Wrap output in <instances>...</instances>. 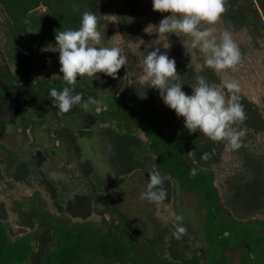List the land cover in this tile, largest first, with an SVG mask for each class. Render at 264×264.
<instances>
[{
    "label": "rangeland",
    "instance_id": "obj_1",
    "mask_svg": "<svg viewBox=\"0 0 264 264\" xmlns=\"http://www.w3.org/2000/svg\"><path fill=\"white\" fill-rule=\"evenodd\" d=\"M22 1L18 4L8 1L7 5L0 3V54H4L15 76L14 80L0 81V220L6 224L11 240L26 236L35 238L34 255L29 264H43V253L54 245L56 238L51 230L41 226V222L44 218L58 219L69 225L86 226L97 236L117 237L129 245L130 250L124 260L110 259L101 252L87 250L84 264H171L175 259L169 252L170 245L171 248L178 245L169 242L174 237L176 217L179 215L184 218L180 226L186 229L180 247L187 256H193L194 250L199 251L204 246L205 209L200 205L199 197L185 192L169 175L164 177L159 174L167 198L161 203L141 200L140 194L147 190L149 173L155 171L138 162L132 172L121 171L119 174L118 167H114L111 161L112 145L107 136L101 134L103 129H107L136 135L139 145L134 142L135 147L141 154L144 152L147 138L137 126L144 116L124 117L122 109L128 98L136 104V110L143 108L133 89L135 84L138 87L139 78L143 75V60L139 59L138 49L151 46L159 48L169 58L172 55L173 43L167 36L159 37L156 32V26L170 13L153 11L152 0H136L156 20L136 45L124 38L114 16L117 8L125 6V0H49L47 6L40 3L33 7L32 0ZM89 10L97 15L102 27L104 40L99 46L118 47L127 63L119 70L117 79L98 73L96 88L89 85L88 79L76 84L74 94H83L82 103L90 97L95 102L90 103L87 109L76 106L68 114L60 115L47 88L39 89L34 81V86H30V82L24 80L21 72L22 69L27 70L26 63L18 45L24 46L25 55H32L39 49L49 54L50 60L47 66L37 70V78L58 77L61 65L59 52L53 51L56 33L50 25L62 11L67 18L75 13L79 16L76 25L71 22L67 28L78 29L81 14ZM261 14L264 18L263 12ZM204 27L208 26L201 25V28ZM215 28L217 37L227 30L222 21ZM229 32L239 47L241 61L234 72L228 70L219 75L214 72L218 79L210 84H216L227 98L228 92L223 83L231 80L239 82L240 103L247 118L233 127L244 130L245 134L241 137L238 150L227 147L226 141L213 142L202 133L199 137L201 145H212L215 149L217 158L211 167L215 171V183L225 208L236 220L264 222V194L259 195L254 188H248L246 176V170L253 163L264 165V36L252 35L248 30ZM184 38L178 48L181 56L176 63L177 74L180 63L193 67L196 72L210 69L205 65L199 49L191 47V38ZM130 57L139 59L134 71L130 67ZM174 82L180 83L178 79ZM188 85L190 88L186 93L191 95V85L195 84ZM115 89L112 99L108 95H112L111 91ZM149 89L158 104L157 93L150 86ZM124 90L128 94L121 97ZM177 123L184 125V118L178 117ZM175 124L167 123L166 130L173 132ZM65 130L69 131L67 136ZM72 137L76 138L74 146L70 144ZM37 151L43 152L46 158L40 168L36 165L39 159ZM10 154L18 160L16 167L9 166ZM191 155L196 166H201L193 148ZM81 159L93 163L99 175V190H94L96 179L89 180L81 175L78 169ZM128 162L134 163L130 159L124 169ZM25 164H30V167ZM18 169L24 171L20 181L12 176ZM83 195L91 197L90 200H82L83 208L76 210L68 207V201ZM36 196L44 200L43 205L40 206L39 201H30ZM241 254L242 250L237 249L227 252L226 256L233 264H238Z\"/></svg>",
    "mask_w": 264,
    "mask_h": 264
},
{
    "label": "trees",
    "instance_id": "obj_2",
    "mask_svg": "<svg viewBox=\"0 0 264 264\" xmlns=\"http://www.w3.org/2000/svg\"><path fill=\"white\" fill-rule=\"evenodd\" d=\"M8 1H13V3L17 4L23 2L22 0H0V3L7 5ZM40 3L47 6L49 5V0L31 1L32 7ZM124 7L117 8L114 16L119 22L124 38L128 42L138 45L142 35L146 33L148 28L155 25L156 20L146 10L145 6L141 7L139 1L125 0ZM262 12L264 14V0H227V11L221 19L222 25L225 29L232 32L248 30L252 35L258 34L264 36L262 35L264 34L262 31L264 30ZM59 13L61 16L57 15V20L54 21L53 19L54 23L50 25L54 33L67 29L71 24L76 25L78 22L79 16L76 13L68 18L64 15V12L59 11ZM166 36L174 45L170 59H175L177 63L181 56L178 48L182 46L185 38L175 34H167ZM16 41H18V37ZM23 47L21 44L18 45L25 58L27 70L24 71L22 69L21 74L25 81L30 82V86H34L33 81L37 82L39 89L44 90L47 88V92H50L52 88L60 91L64 87H70L63 81L62 73L58 77L50 78L43 76V78H37V70L47 66L50 56L43 49L37 50L32 55H25ZM155 49L151 46L139 48V59L144 60L148 52ZM177 52L180 54H176ZM130 59H132L130 67L134 71L137 68L139 59L133 60L134 57H130ZM177 75L180 83H183L182 90L184 92L189 90V83L196 84L197 76H203L209 83L215 82L218 79L211 69L196 72L193 67H186L182 63L179 64ZM136 76L138 74L134 76L135 80L138 78ZM14 77L9 65L5 61L4 54H0V81L14 80ZM87 79L89 85L96 88L98 83L97 78L92 80V78L88 77H78L76 84L86 82ZM116 89L111 91L112 95H108L112 99L115 97L114 93ZM133 89L143 108L136 110V104L131 98H128L122 109L123 116L134 118L140 115L144 116V119L137 123L139 132L144 133L147 138L143 147L144 152L141 154L137 147H135V143H138L136 135L129 133L120 134L114 130L103 129L101 134L107 136L109 143L112 145V164L114 167H118L117 172L119 174L121 171L123 173L132 172L139 162L146 165L145 168H148V170L149 167H152L153 171L159 173L161 176L165 177L169 175L186 192L198 196L200 205L205 209L204 246L199 251L194 250L193 256L190 257L180 247L184 241L183 237L179 240L174 237L171 238L169 243L178 245L177 248H171L170 245L169 252L172 255V259H175L174 263L172 262L171 264H233L226 256V253L237 249L242 250L238 264H264V231L260 229L262 222L258 220L242 222L234 219L221 201L220 193L215 183V171L211 167V164L217 158L214 152L215 149H213L212 145H201L199 132L189 133L184 125L175 124L178 117L174 110L164 104L158 90H152L158 95L159 103L157 104L156 98L151 93L148 84L141 85L139 83L138 87L135 84ZM127 94V90H124L121 97H126ZM171 122L176 125L173 132H169L165 128V125ZM67 132L69 131L65 130L64 132L66 136ZM70 144L76 145L75 137L71 138ZM192 148L195 150L197 160L201 166H196L193 162L191 155ZM206 152L210 154L214 152V155H211V158L207 161L202 159V155ZM8 156L10 159L12 158V161H9V166L16 167L15 165L18 164V160L11 154ZM37 156L39 159L36 165L40 168L46 161V158L44 153L40 151H37ZM139 156H141V159ZM83 158L85 157L83 156ZM130 159L134 163L130 164L128 162L129 164H126L127 168L124 169L123 166ZM78 163V169L81 171L82 176H85L89 180L96 179L97 181L99 175H97L93 163L85 162L82 159L81 163ZM25 165L28 168L30 167V164ZM193 168L197 169V175L194 178H190L189 173ZM152 169L150 168V170ZM22 175H24V171H21V169L15 170L12 173V176L19 181L23 179L20 178ZM246 176L248 177H246L248 179L247 187L254 188L259 195H263L264 165H260L257 162L253 163L246 170ZM93 185L96 191L101 187L98 181ZM90 198L85 195L79 196L74 200L68 201L67 205L77 210L83 208L84 201L82 200H90ZM30 201H39L40 206L44 204V200H39L37 196L31 198ZM41 226L47 230H51L56 238L54 245L44 251L43 264H84V256L87 250L95 253L101 252L104 257L110 259L124 260L130 250L129 245L124 240L106 235L97 236L95 231L88 229L86 226L81 228L77 225H69L58 219L52 220L50 218H44ZM34 249L35 238L26 236L12 241L6 224L0 220V264H29L34 255Z\"/></svg>",
    "mask_w": 264,
    "mask_h": 264
},
{
    "label": "clouds",
    "instance_id": "obj_3",
    "mask_svg": "<svg viewBox=\"0 0 264 264\" xmlns=\"http://www.w3.org/2000/svg\"><path fill=\"white\" fill-rule=\"evenodd\" d=\"M152 10L170 13L159 23L157 33L160 36L175 34L179 37H190L191 47L199 49L204 63L215 73L223 74L228 70L236 71L241 61V52L232 34L225 30L219 37L215 26L221 22L227 11V0H152ZM201 25L208 27L201 28ZM29 32H32L29 30ZM59 52V71L63 81L71 86L58 91L50 90L53 105L58 114L65 115L76 106L84 109L95 101L88 98L82 103L83 94L75 93L78 77L98 78L104 73L113 79L127 59L121 55L118 47L99 46L104 40L98 17L91 10L81 14L78 29H63L55 35ZM99 46V47H98ZM175 59H170L159 48L148 52L143 60V75L139 78L141 85L148 84L159 91L164 104L174 110L177 117L184 118V127L189 133H202L213 142L226 141L227 147L238 150L244 130H236L233 125L242 123L247 117L244 106L240 103L241 87L235 80L225 81L228 97L214 83L210 84L203 76H197L196 84L191 85L192 94L182 90L177 81ZM213 153H204L202 159L207 161ZM190 178L197 175V169L190 170ZM162 177L157 172L149 173L147 190L140 194L141 200L161 203L167 198L162 187ZM183 216H177L173 236L179 240L186 229L180 226Z\"/></svg>",
    "mask_w": 264,
    "mask_h": 264
},
{
    "label": "flooded vegetation",
    "instance_id": "obj_4",
    "mask_svg": "<svg viewBox=\"0 0 264 264\" xmlns=\"http://www.w3.org/2000/svg\"><path fill=\"white\" fill-rule=\"evenodd\" d=\"M94 8V7H93ZM93 8H91L93 10ZM94 11V10H93ZM59 161V160H58ZM262 231H264V222H262V227L260 228ZM241 256V255H240Z\"/></svg>",
    "mask_w": 264,
    "mask_h": 264
},
{
    "label": "crops",
    "instance_id": "obj_5",
    "mask_svg": "<svg viewBox=\"0 0 264 264\" xmlns=\"http://www.w3.org/2000/svg\"><path fill=\"white\" fill-rule=\"evenodd\" d=\"M57 160H58V159H57ZM57 160H56V161H57ZM110 164H111V163H110ZM105 167L108 168L109 166H108V165H105ZM116 174H117V173H116ZM117 175H118V174H117ZM50 178H52V176H51ZM180 187H181V186H180ZM181 188H182V187H181ZM182 189H183V188H182ZM183 190H184V189H183ZM184 191H185V190H184ZM185 192H186V191H185ZM187 193H188V192H187ZM195 196H196V195H195ZM197 197H198V196H197Z\"/></svg>",
    "mask_w": 264,
    "mask_h": 264
}]
</instances>
